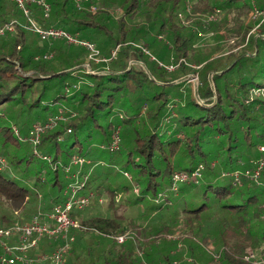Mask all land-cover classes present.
Here are the masks:
<instances>
[{
  "label": "trees",
  "instance_id": "16d2710c",
  "mask_svg": "<svg viewBox=\"0 0 264 264\" xmlns=\"http://www.w3.org/2000/svg\"><path fill=\"white\" fill-rule=\"evenodd\" d=\"M185 1L102 0L92 12L77 9L73 0H48L51 13L47 19L42 8L30 6L35 19L46 26L82 33V40L96 44L109 60L98 67L88 62L86 48L71 51L72 44L65 41L50 46L53 56L44 58L40 38L28 29L23 11L10 0H0V24L15 26L12 33L0 35V228L16 219L3 209V203L24 216L32 209L33 214L40 212V192L49 206L44 211L62 203L67 185L76 181L69 178L78 169L73 159L90 157L105 146L109 155L105 158L109 164L106 177L97 172L88 177L83 194L102 193V182L117 170L129 173L133 179L123 191L138 187L140 193L136 200H127L128 205L142 209L146 201L159 200L161 204L152 210L182 216V235L171 241L173 230L167 222L144 228L111 204L109 216H73L89 229L70 233L76 242L66 264H200V244L211 241L219 242L222 259L216 262L209 257L204 264H249L245 261L247 249L264 243V172L258 182L242 176L240 185L223 174L251 171L257 160L264 159L259 149L264 146V98L247 102L250 90L264 88V23L257 35L249 37L241 54L225 62L206 60L201 54L194 55V34L180 26ZM256 3L214 0L205 12L213 13L216 7L264 11V0ZM143 6L145 22L131 26L127 20L132 21ZM112 9L122 12L114 23ZM160 36L171 41V51L158 42ZM146 46L160 58L172 52L179 61L198 58L204 65L196 71L182 62V75L171 79L157 59L145 54ZM86 63L92 73L83 67ZM64 65L69 66L62 68ZM188 74L200 76L198 99L191 89L183 91L189 79L182 81V77ZM171 102L175 103L172 107ZM50 122L55 127L42 133L37 146L41 156L48 158L43 160L25 138L33 125L44 127ZM117 131L120 146L111 151ZM2 160L6 168H2ZM100 164L105 162L97 166ZM181 165L189 168L179 169ZM201 167L202 178L199 184H192L194 190L183 192L182 200L170 196L175 172L191 173ZM67 168H71L70 175ZM85 175L82 167L79 178L84 180ZM31 180L34 190L28 183ZM118 191L108 189L112 201ZM176 205L181 211L177 212ZM209 215L219 226L213 234L208 231L202 242L190 232H199ZM127 232L129 240L118 244L115 237ZM87 234H93L90 242L85 240ZM189 241L188 261L177 252L180 243ZM64 243L63 239H46L40 252L53 251Z\"/></svg>",
  "mask_w": 264,
  "mask_h": 264
},
{
  "label": "rangeland",
  "instance_id": "374dc122",
  "mask_svg": "<svg viewBox=\"0 0 264 264\" xmlns=\"http://www.w3.org/2000/svg\"><path fill=\"white\" fill-rule=\"evenodd\" d=\"M213 2L214 0H186L184 6L181 7L180 9V14H179L178 19H179L180 26L184 28V30L186 31L191 30L192 33L194 34V41L192 43L193 44L192 48L196 50V52L194 53L195 56H198L199 54H201V57L205 56L206 60L208 58H210L211 60L220 59L221 61L225 62V60L228 59L230 56L241 54V52H243L247 48L249 37L255 36L259 33L260 26L264 23V11H260L258 7H254V9L252 10H248V9L240 10L239 8H236L230 11L221 10L220 7H216L213 13L205 12V10L208 9L209 5L212 4ZM256 2L257 0L256 1L252 0L253 5H256L257 4ZM143 10H144V6L140 11H138L135 14V17L132 19V21L128 19L129 21L127 20V22L131 24V26H137V25L143 24L145 22ZM111 14H112L111 23H114V22H117L118 18L121 17L122 12L118 9H112ZM32 18L35 20V22H37L40 25V27L45 28V29L52 28V27L46 26L44 22L39 21L37 17L35 19L33 14H32ZM45 19L47 18L45 17ZM28 25H29V22H28ZM29 30L32 32L30 28ZM72 33L74 36H77L79 38L83 37V36L80 37L82 33H79V32H72ZM33 34L38 36L35 33ZM84 37H87V36H84ZM158 38H159L158 42H160L161 44H164V46L166 47V51H169V50L171 51L170 49L172 46L171 41L163 36H160ZM63 41L64 40H56L53 42H43L40 38L39 45L42 46V51H43L42 54L45 53V55L53 56V53H50L51 52L50 46L53 45L55 47L61 43H64ZM139 45L142 46L143 43H140ZM70 48H71V51L72 50L78 51V48H80V46L72 44ZM80 50H83V49L80 48ZM144 52L146 55L152 58V60L157 59L159 63L161 64V66L164 67L168 71L171 79L178 78L180 77V75H182V72H180L182 62L186 66L190 68H194L196 71H200L204 65V62L198 58L197 60H194V62H189L185 59H182L179 61L175 58V55L172 54V52H167V55L163 56L164 58H160V56L157 55L153 51V49H149L148 47L144 48ZM101 58H103L102 54H101ZM88 62L91 63L89 60ZM102 63L103 62H99V63L95 62V65L98 67H101ZM131 64L134 66L146 68L143 63H138L136 61H132ZM67 66L69 65H64L62 66V68H65ZM88 66L89 64L86 63L83 67L87 70ZM199 77L200 76L198 74H188L182 77V81H188L189 79L188 83L182 87L183 91L191 89L197 99H198V96H197L198 94L196 93H197L198 88L200 87ZM174 104H175L174 102H171L170 106L172 107ZM68 133L70 134L69 131ZM92 148L96 149L97 145H94ZM35 151H38L39 153V149L34 150V152ZM101 151L100 152L96 151V154L93 153L92 156L87 157V158H83L79 156L80 158L85 159L84 166L82 167H83V170L87 173V177L92 178V176H95L96 172H97V176L101 175V177L103 178L106 177L105 172L109 164L107 161H105V158H108L109 155L106 153L105 150L104 152H101ZM39 158L42 159L41 157ZM88 160L91 161V163H89L88 166H86L87 165L86 163ZM100 162H105V165L100 164V166H97ZM5 164L6 163L4 162V164L2 165V168H6ZM91 167L92 169H90ZM180 167L182 168H179V169L189 168L188 165L187 166L181 165ZM216 167H219L218 163ZM255 168H256V165L253 164V169L251 171H249L248 169L247 170L239 169L238 171L241 172V174L243 175H245L246 173H249L250 176H253L255 174L254 173ZM116 172L117 173L109 174L110 175L108 178L109 180L106 183L102 182L103 183L102 193H99V195H97L96 193H92V192L87 193L88 196H90V194H93L92 195L93 197L91 198L90 206L84 209V211H74L72 213V217L75 215L78 217H83L84 219H88L92 216H101V215L109 216L110 214H112L111 204H113V207L115 209H118L128 219H132L136 223L145 226L144 228L149 227V225L151 224H155L159 226L162 223L167 222L170 225L169 227L171 228V231L173 230L172 234L169 236V240L171 241L178 240L180 236L182 235L181 230L184 227V221L182 220V216L179 215L176 217L173 214H171V212H167V211L164 212V214H162V212H158L155 210L153 211L152 208L154 209V206L161 204L159 200L156 201V200L150 199V201L148 202L146 201L142 209H139L141 207L137 208V207L128 205L127 200L133 201L139 197V195L135 194L134 190H130L127 193L123 191L124 190L123 187L128 185V183H130L133 178L131 174L129 173H128L129 174V177H128L126 175V172L119 171V170H117ZM262 172H264V169L262 170ZM77 177L75 179H77ZM69 178L74 179L72 178V176H69ZM78 179H83V178L78 177ZM28 183L30 187L33 188L32 180L29 181ZM192 184H195V183L180 184L179 191L171 192L170 196H172L173 198L180 197L178 200H182V196L185 195L183 194V192H186V191L189 192V190L195 189V185H192ZM108 189L110 190L116 189L120 191V194L116 197L114 201H112V197H111V194H109ZM191 192L192 191H190V193ZM39 199H40V205H39L40 212L42 213L43 216H48L52 210L44 211V209H48L49 206L47 205V202L44 198V194L42 192H40L39 194ZM29 208L30 207L27 206L28 210ZM175 208L177 212L181 211V207L179 205H176ZM3 209H5V211H7L8 214L12 218H14L15 213L12 212V208L9 205H7L6 203H3ZM34 212L35 211L33 209L30 211H27L25 212L26 216H24L21 212H18V215H15V217H20V218L23 217V219L30 221L33 218V216H35L33 214ZM210 217L211 216L209 215L207 218H205V222L206 221H210V222L208 224L207 223L205 224L204 222L199 232L197 233L190 232V234L193 235L194 238H197L202 241L203 237L206 236L205 234L208 235L209 233L208 231H210V233L213 234V232L218 229L219 224H217V222H215L214 220L213 221L210 220ZM76 220L77 222L82 224L79 218H76ZM73 232L82 233V230H75ZM69 237H70V234H69ZM92 237H93V234H87L85 235V240L90 242V239ZM71 238H74L76 240V236L71 235L70 239ZM190 244H191L190 241L184 244L180 243L178 247L179 250L177 252L178 255H180L181 257H183L185 260H188V261L191 258L190 251H189ZM200 245H201V248L203 249L202 250L203 258H201L202 263L201 261L198 260L200 264H204L205 261L209 259V257L214 259V261L216 262L221 261L222 259L221 254L218 253V251L220 250V244L218 241L217 242L211 241L209 244L201 243ZM250 252H254L258 255L264 256V243L260 245H256L255 247H252V248L249 247L245 253V256ZM45 253H50V251L45 252Z\"/></svg>",
  "mask_w": 264,
  "mask_h": 264
},
{
  "label": "built area",
  "instance_id": "2783aa9c",
  "mask_svg": "<svg viewBox=\"0 0 264 264\" xmlns=\"http://www.w3.org/2000/svg\"><path fill=\"white\" fill-rule=\"evenodd\" d=\"M14 2L24 13L27 18L30 28L33 33L37 34L43 42H53L56 40H64L69 44L79 45L86 48L89 52L90 62H108L106 58H101V51L96 46V44L82 40L81 38L74 36L64 29L59 28H42L35 22L32 18V11L30 6L36 5L42 8L44 16L48 18L51 13V6L48 0H10ZM74 5L77 9H89L92 12H96L97 8L100 6L102 0H73ZM14 23L0 24V35L5 36L8 33L14 31ZM117 54L116 51L113 52V57ZM52 57L51 55H45L44 58ZM90 68V69H88ZM87 70L92 73L90 64ZM250 98L247 102L252 101L255 98H264V88H256L250 90ZM59 119H62L59 118ZM56 125L55 122L47 123L44 127L39 124L32 126L28 138L38 150L37 146L41 144V136L47 129H52ZM71 132V131H69ZM120 146V136L119 131L116 132L114 140L110 146L111 151H116ZM102 150H107L105 146H101ZM260 152L264 154V146H261ZM35 154L40 155V152L35 151ZM42 157V156H41ZM45 160L47 157H42ZM85 159L75 157L72 164L76 166L78 172H73L71 174V168L66 169L67 174H71L72 178L79 177L82 166H84ZM91 163L87 161L86 164ZM256 165L254 175L250 176L249 173L245 175L241 172H225L223 174L224 178H232L235 184L240 185L242 176H246L248 179H252L255 182L259 181V177L264 169V159H259L254 163ZM203 168H198L195 171L188 172H175L172 179V188L176 192L179 189V185L182 183H195L199 184L202 178ZM129 177V174L126 173ZM75 179L74 183L67 185L65 190V199L62 203L53 206L52 211L48 216H43L41 212L34 214L30 221L22 222V218L16 217L15 221L8 227L0 228V264H66V256L71 249V245L74 242V238L69 237V234L73 230H87L86 226L80 224L72 217L74 211H84L91 204V198L93 194L88 196L83 194L85 185L88 177L86 176L84 180ZM71 179V178H70ZM72 180V179H71ZM135 194L139 195V188L133 189ZM18 215V212H15ZM97 233V232H95ZM62 238L65 243L59 247L50 251V253L40 252V247L46 239L59 240ZM130 238V232L118 235L115 240L118 244H125ZM245 261L249 264H264V256L258 255L254 252H250L245 256Z\"/></svg>",
  "mask_w": 264,
  "mask_h": 264
},
{
  "label": "clouds",
  "instance_id": "9594fccd",
  "mask_svg": "<svg viewBox=\"0 0 264 264\" xmlns=\"http://www.w3.org/2000/svg\"><path fill=\"white\" fill-rule=\"evenodd\" d=\"M23 218V217H22ZM25 221H27V220H25ZM14 222V221H13Z\"/></svg>",
  "mask_w": 264,
  "mask_h": 264
}]
</instances>
